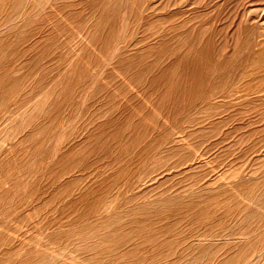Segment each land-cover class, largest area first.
I'll use <instances>...</instances> for the list:
<instances>
[{
	"label": "rangeland",
	"instance_id": "obj_1",
	"mask_svg": "<svg viewBox=\"0 0 264 264\" xmlns=\"http://www.w3.org/2000/svg\"><path fill=\"white\" fill-rule=\"evenodd\" d=\"M2 263L264 264V0H0Z\"/></svg>",
	"mask_w": 264,
	"mask_h": 264
},
{
	"label": "bare ground",
	"instance_id": "obj_2",
	"mask_svg": "<svg viewBox=\"0 0 264 264\" xmlns=\"http://www.w3.org/2000/svg\"><path fill=\"white\" fill-rule=\"evenodd\" d=\"M43 131V130H42ZM73 182V181H72ZM69 184V183H68ZM252 185V184H251ZM259 185V184H258ZM258 189V188H257ZM254 190H256L255 188H254ZM253 201V200H252ZM220 204V203H219ZM238 208V207H237ZM235 210H237V209H235ZM39 211V210H38ZM37 211V212H38ZM243 211V210H242ZM215 213H216V211H214ZM245 212V211H244ZM230 215H233V213L232 214H230ZM238 215V214H237ZM229 217V216H228ZM234 217H235V215H234ZM106 238H107V236H106ZM12 243V242H11ZM42 258V257H41ZM42 260V259H41ZM45 263V262H44ZM3 264V263H2Z\"/></svg>",
	"mask_w": 264,
	"mask_h": 264
}]
</instances>
